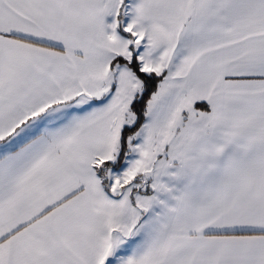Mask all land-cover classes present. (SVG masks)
<instances>
[{
    "label": "snow or ice",
    "instance_id": "6c2138e0",
    "mask_svg": "<svg viewBox=\"0 0 264 264\" xmlns=\"http://www.w3.org/2000/svg\"><path fill=\"white\" fill-rule=\"evenodd\" d=\"M0 264H264V0H0Z\"/></svg>",
    "mask_w": 264,
    "mask_h": 264
}]
</instances>
